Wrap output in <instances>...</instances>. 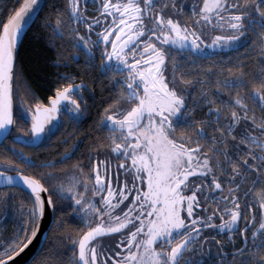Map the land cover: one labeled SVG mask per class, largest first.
Returning a JSON list of instances; mask_svg holds the SVG:
<instances>
[{
	"label": "snow or ice",
	"instance_id": "snow-or-ice-1",
	"mask_svg": "<svg viewBox=\"0 0 264 264\" xmlns=\"http://www.w3.org/2000/svg\"><path fill=\"white\" fill-rule=\"evenodd\" d=\"M44 8L22 0L0 30V145L15 156L0 159V206L16 194L5 189L27 197L14 202L19 222L0 243V264L65 200L84 227L64 264H264V0H56L41 18ZM37 20L69 38L80 71L98 69L115 87L91 126L106 132L86 149L87 171L76 160L57 172L55 159L17 149L42 148L54 122L79 125L88 110L89 85L64 72L48 103L22 101L14 115L18 42ZM225 48H244L246 61L216 65L210 58ZM98 150L120 158L115 185Z\"/></svg>",
	"mask_w": 264,
	"mask_h": 264
},
{
	"label": "flooded vegetation",
	"instance_id": "flooded-vegetation-1",
	"mask_svg": "<svg viewBox=\"0 0 264 264\" xmlns=\"http://www.w3.org/2000/svg\"><path fill=\"white\" fill-rule=\"evenodd\" d=\"M1 14V10H0ZM89 15H94L93 12H89ZM50 32L49 41L53 44V46H58V57L61 59H67L70 61V66H57V75L52 76L50 83L46 84V91L44 95H42L40 101L43 103H48V97L55 94L54 89L62 83L66 81L62 80L59 73L68 72L77 77L75 81H71L73 83H79L81 79H83L89 87H86L83 90L84 98L88 100V110L85 113L84 118L77 125L75 122L68 121L66 118L63 123H60L59 128L57 129L56 123L53 124L52 134L46 135L44 137L45 143L42 148L38 150H34L32 147L28 145L18 144L17 149H23L27 153H31L33 157H35L36 153L39 152L42 159H55L57 161L55 170L57 172H63L65 170V166L70 167L71 164L76 160L85 161V170L87 171V161L86 157V149L93 147L94 148V140L97 137H101L105 134L106 129L103 131L97 130L91 127L94 123L98 122V117L101 113V109L109 102V96L115 92L114 85L109 82L104 76H102L98 69L93 70L91 73H85L80 71L83 67V58L80 60L72 61L71 57L74 52L78 51L71 46L69 38L67 36L61 38L52 35L51 29L47 28ZM81 31L83 28L81 27ZM250 43V42H249ZM215 55H213L210 59L216 64H223L224 67L228 66L229 58L232 60L233 64L237 59L240 61H246V51L244 48L229 50L225 49H216ZM248 56L252 55L251 53H247ZM99 60V57H97ZM207 64V60L204 61ZM195 74V71H193ZM198 86L192 85L190 86V92H196ZM91 89V90H90ZM36 101H32L31 104H35ZM191 104V101H189ZM23 107V106H22ZM20 108L18 112V116L21 114ZM206 110H196L192 113V119L200 120L203 117V113ZM27 122H25V127ZM74 128H78V131L75 135H71ZM67 140V143L64 141ZM73 145L75 147L73 148ZM1 146V145H0ZM65 150H71L72 156L66 162L60 161V153ZM97 155L100 159H108L112 165L113 172V184L116 183L115 172L117 171L116 165L118 164V160L120 159L114 153L105 150H98ZM12 159H15L14 153L12 152ZM36 169L24 168V172L26 175H32L36 173ZM124 179H128L129 183H131L130 174L128 176L120 170V180L121 182ZM8 190V189H5ZM15 195H12L10 200L6 202L3 206H0V243L4 242V238L10 236L13 233L14 225L18 226L19 222V212L14 204V202H19L20 200H27V197L18 192V189H14ZM21 196V197H18ZM69 201L65 200L62 205L54 208V222L51 229L56 225L64 226L65 224L76 226V230L78 228H83V224L78 223L80 219V214H73L69 207ZM63 214V215H62ZM49 230V233L51 231ZM77 232V231H76ZM79 233L77 232V235ZM49 237V234H48ZM47 237V238H48ZM116 236H108L105 238L104 242L107 244H111ZM47 241V239H46ZM46 241L41 248V250L36 254V256L28 263V264H64V261L68 255V253L62 251L56 259L49 258V252H44V246ZM55 257V256H54Z\"/></svg>",
	"mask_w": 264,
	"mask_h": 264
},
{
	"label": "trees",
	"instance_id": "trees-1",
	"mask_svg": "<svg viewBox=\"0 0 264 264\" xmlns=\"http://www.w3.org/2000/svg\"><path fill=\"white\" fill-rule=\"evenodd\" d=\"M21 2L22 0H0V30L3 22L7 19V15ZM54 3L56 0L45 1V8L40 14L41 18L44 17L45 13L52 11L51 5ZM49 37L50 32L47 27L40 20H37L30 27L19 47L16 58L18 75L13 84L14 115L16 116L23 106L22 101L27 104H31L33 100L40 101L46 91V84L53 81L52 76L57 75L58 46H53ZM19 74H22L23 83L20 82ZM25 88L29 90L27 93L24 91ZM5 155L12 158V152H5L3 145H1L0 159H3ZM13 190L6 191L13 192ZM76 231V226L73 225L54 226L47 238L44 252H49L50 259H56L62 251L69 253L71 250L70 237L76 236Z\"/></svg>",
	"mask_w": 264,
	"mask_h": 264
},
{
	"label": "water",
	"instance_id": "water-1",
	"mask_svg": "<svg viewBox=\"0 0 264 264\" xmlns=\"http://www.w3.org/2000/svg\"><path fill=\"white\" fill-rule=\"evenodd\" d=\"M32 25L33 23L31 24V26ZM31 26L26 27V30L22 33V38L18 42L16 58H17L19 47ZM13 113H14V98H13ZM53 222H54V208L52 206H47L46 214L41 222V229L38 232L37 237L32 241L31 244H29V246L26 249H24L16 257H14L11 261H9L8 264H28L43 247L48 237L49 230L51 229L53 225Z\"/></svg>",
	"mask_w": 264,
	"mask_h": 264
}]
</instances>
